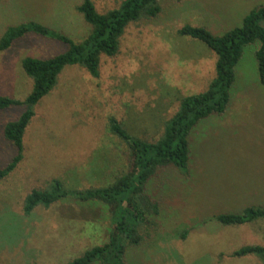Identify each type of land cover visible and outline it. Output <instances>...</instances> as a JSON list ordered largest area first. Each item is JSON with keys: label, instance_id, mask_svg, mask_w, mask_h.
Instances as JSON below:
<instances>
[{"label": "rangeland", "instance_id": "obj_1", "mask_svg": "<svg viewBox=\"0 0 264 264\" xmlns=\"http://www.w3.org/2000/svg\"><path fill=\"white\" fill-rule=\"evenodd\" d=\"M81 1L0 0V37L11 25L35 20L82 40L91 26L77 10ZM93 1L100 13L122 2ZM262 3L166 0L158 17L126 28L118 53L102 56L98 77L81 66L66 67L35 109L24 136L23 160L0 183V264H65L106 243L114 229L113 214L103 202L64 198L26 215V196L48 188L53 179L69 189L106 186L131 169L130 148L111 133L110 118L131 134L155 141L181 99L205 91L215 76L214 51L179 30L202 25L219 34L241 25L249 9ZM67 49L39 35L17 40L0 52V95L24 100L33 81L22 68L23 58H48ZM256 49L255 44L245 49L226 113L194 129L189 175L169 169V187H163L164 177L152 185L161 211L143 229L142 243L128 247V263H262L255 255L238 258L232 253L244 245H264V219L223 226L214 218L264 205V86L256 71ZM24 110L0 111V168L16 155L4 136L5 126Z\"/></svg>", "mask_w": 264, "mask_h": 264}, {"label": "trees", "instance_id": "obj_2", "mask_svg": "<svg viewBox=\"0 0 264 264\" xmlns=\"http://www.w3.org/2000/svg\"><path fill=\"white\" fill-rule=\"evenodd\" d=\"M166 0H122L119 7L100 13L93 0H82L77 6L91 28L82 40H74L42 22L30 20L7 27L0 37V52L19 39L39 35L54 39L68 46L60 54L48 58L27 56L22 68L33 81L31 92L24 100L0 95V111L23 106L19 118L10 121L4 136L16 149V155L5 167L0 168V183L7 178L24 158V136L35 116V109L58 84L63 70L68 66H81L92 76L100 74L101 58L115 56L126 28L134 22L158 17ZM242 17V24L216 34L206 26H183L179 33L206 44L217 56L215 76L203 92L184 96L175 115L164 126L162 135L155 141L141 139L131 134L116 118H110L109 129L125 142L133 156L132 168L106 186L84 190L69 189L60 179H53L46 189H34L25 198L24 212L30 215L39 205L49 207L64 199L101 201L111 208L113 232L103 245L87 249L81 256L65 264H130L126 261L129 246H138L145 239L143 229L159 216L160 198L152 185L160 177L163 187L170 180L169 169L184 176L189 175L191 162L190 138L194 129L212 116H222L228 110L233 88L237 81V68L245 49L255 44L256 71L264 86V3L249 9ZM156 187V186H155ZM158 187V186H157ZM152 188V189H151ZM223 226H241L264 219V205H249L240 211L218 213L214 216ZM185 237V236H184ZM232 255L242 258L255 255L264 264V245H244Z\"/></svg>", "mask_w": 264, "mask_h": 264}]
</instances>
